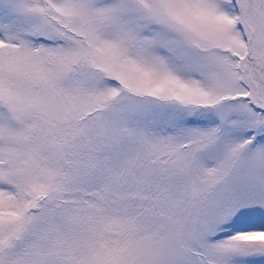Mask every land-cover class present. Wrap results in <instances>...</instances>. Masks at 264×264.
Returning a JSON list of instances; mask_svg holds the SVG:
<instances>
[{
	"label": "snow or ice",
	"instance_id": "6c2138e0",
	"mask_svg": "<svg viewBox=\"0 0 264 264\" xmlns=\"http://www.w3.org/2000/svg\"><path fill=\"white\" fill-rule=\"evenodd\" d=\"M0 264H264V0H0Z\"/></svg>",
	"mask_w": 264,
	"mask_h": 264
}]
</instances>
